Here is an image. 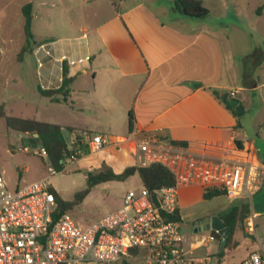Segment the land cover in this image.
Segmentation results:
<instances>
[{"label":"crops","instance_id":"crops-1","mask_svg":"<svg viewBox=\"0 0 264 264\" xmlns=\"http://www.w3.org/2000/svg\"><path fill=\"white\" fill-rule=\"evenodd\" d=\"M27 4L32 5V54L40 90L61 87L64 64L72 79L65 100L61 95L45 97L54 111L63 110L66 116L38 121L67 128L72 140L82 135L84 155L107 152L101 163L117 174L129 166L165 163L183 180L181 222L185 210L204 200L203 186L212 183L211 162L218 156L235 159L247 151L264 167L259 148L242 137L238 117L216 96L235 91L238 99L244 89L257 87L241 78L227 25L184 17L174 11L173 0H0L4 35L16 29V22L24 31L22 9ZM256 8L252 9L256 12ZM41 12L46 14L47 28L53 30L47 35L34 29ZM256 14L261 17L264 10ZM228 25L244 34L238 25ZM43 36L46 39L36 40ZM8 51L0 45V64ZM76 114L79 120L73 118ZM126 117L128 129L119 131ZM92 122L98 125L96 134L109 140L97 149L90 139ZM132 138L151 140L155 158L148 160L141 153L139 162ZM252 214L255 218L253 208ZM193 229L186 248H194L205 264L197 254L203 246L196 240L202 230Z\"/></svg>","mask_w":264,"mask_h":264},{"label":"rangeland","instance_id":"rangeland-1","mask_svg":"<svg viewBox=\"0 0 264 264\" xmlns=\"http://www.w3.org/2000/svg\"><path fill=\"white\" fill-rule=\"evenodd\" d=\"M204 5L210 10L206 22L229 27L244 83L248 86H257L244 89L238 97L244 110V113L238 117L239 132L245 140L254 141L264 159V14L260 17L252 9L263 7L264 0H204ZM45 15V12H41L34 21L35 31H40L43 35L53 31L47 28ZM228 24L238 25L245 30L244 34ZM15 27V30L8 31L5 35L4 31L0 30V45L7 46L10 50L0 64V170L4 173L10 191L48 178L51 190L56 191L63 200L72 201L75 194L87 188L88 174L102 166L101 160L106 157L107 152H94L92 156H86L82 151L83 158L80 156L79 159L65 165L61 172L50 177L48 167L51 164L46 152L39 148L33 149L23 142L24 136L30 134L19 133L7 127L3 115L41 121H49L50 117L56 116L61 119L66 116L63 110L54 111L55 107L49 105L45 96L41 95L32 54L34 44L32 43L30 50L23 53L20 58L19 46L21 42L23 43L25 34L23 27L18 28L17 22ZM43 37L45 38L36 37V40L46 39L47 36ZM12 41L16 45V51L14 47L11 48L14 46ZM73 118L79 120L77 114ZM120 125L122 127L118 128L119 131L127 130L128 117ZM90 127L89 133L92 136L99 132L96 123L92 122ZM89 133L85 134L86 143L89 142ZM24 147H28L29 151H23ZM88 165H92L91 170ZM142 187L141 179L137 174L124 181L100 183L91 189L80 205L67 213L77 226L86 229L104 216L118 210L123 205L124 197L129 190H140ZM241 202L251 206L245 199L230 201L225 196H221L211 200H199L184 211L180 228L184 244L190 246L194 234L193 228L198 231L201 229L202 232L196 240L201 241L205 238L206 241L198 249L197 254L205 260V264H241V259L254 251L257 248V241L264 238L263 187L262 191L252 199V208L256 217H253L251 208L249 217L239 225L232 237L230 248L225 250L223 256L218 255L224 247L221 250V238L212 237L211 218L221 217L233 205ZM249 218L254 221L255 232Z\"/></svg>","mask_w":264,"mask_h":264},{"label":"built area","instance_id":"built-area-1","mask_svg":"<svg viewBox=\"0 0 264 264\" xmlns=\"http://www.w3.org/2000/svg\"><path fill=\"white\" fill-rule=\"evenodd\" d=\"M236 94L229 92L231 98ZM90 139L95 149L109 142L101 134ZM74 141L69 144L71 155L64 168L82 156V146ZM132 141L139 162L141 153H146L148 160L155 158L151 140ZM211 165L212 183L203 189L220 186L228 200L245 199L252 208L253 197L264 187V167L247 151L235 159L218 156ZM48 171L50 177L58 173L52 165ZM171 171L176 176L175 185L152 193L145 187L129 190L118 210L82 229L68 213L55 216L57 203L48 178L10 191L0 170V264H204L195 256L194 248L187 249L184 244L179 213L183 180ZM249 220L253 224V219ZM252 228L255 232V225ZM205 241L203 238L199 244ZM241 264H264V238Z\"/></svg>","mask_w":264,"mask_h":264},{"label":"trees","instance_id":"trees-1","mask_svg":"<svg viewBox=\"0 0 264 264\" xmlns=\"http://www.w3.org/2000/svg\"><path fill=\"white\" fill-rule=\"evenodd\" d=\"M173 9L178 14L191 19H205L210 14L209 9L203 3V0H173ZM263 10L264 6L259 7L256 12L261 14ZM22 13L25 22L24 33L26 41L19 54L20 58L23 53L30 50L33 43V34L31 30L32 5H25L22 9ZM71 83L72 79L68 77L67 65L64 64L63 82L61 87L55 90H40V93L48 98L61 95L65 100V98L69 96ZM216 96L221 101V94H216ZM222 103L228 110L232 112L234 116H236L234 109L230 106L228 101ZM2 117L5 119L7 127L12 130L30 135L37 133L52 167L57 172H61L64 169V161L68 156L71 155V152H69V144H67L63 136L61 126L47 122H41L35 119H26L7 115H3ZM133 120V114L132 112H129L130 128H132ZM74 142L75 145L82 146V141H80L78 137L75 138ZM236 143L239 148H242L239 140H236ZM82 148L84 149V146H82ZM85 151L87 152V150ZM135 174L139 176L143 187H145L150 193L161 187L173 186L176 183V176L173 174V172L167 166L159 162L152 163L148 166H129L119 174L115 173L106 164H102V166L97 171L90 172L88 174L87 188L75 194L72 201L63 200L56 191L53 189L51 190L54 193L57 203V211L55 216L57 217L63 213H67L75 206L80 205L94 186L109 181H124ZM221 196H225V190L220 186H210L203 189L204 200H211ZM250 213V205L241 202L233 205L227 212L221 215L220 218L230 229V233L227 242L224 244V249L218 252L219 256H223L225 250L230 248L229 246L232 237L238 230L239 225L249 217ZM211 234L214 239H222V236L214 230L211 231Z\"/></svg>","mask_w":264,"mask_h":264},{"label":"water","instance_id":"water-1","mask_svg":"<svg viewBox=\"0 0 264 264\" xmlns=\"http://www.w3.org/2000/svg\"><path fill=\"white\" fill-rule=\"evenodd\" d=\"M221 100L224 103L227 101L229 102L230 106L234 109V112L237 117H240L244 113L240 101L238 99L231 98L228 92L221 95ZM62 133L67 144H70L72 142L70 131L67 128H63ZM82 139L83 136L80 137V140ZM23 142L27 146H31L33 149H37V148L44 149V146L41 143V140L39 139V135L37 133L30 135L27 138H24ZM210 227L212 230L218 232L222 236V243H221V250H222L230 233V229L226 226V224L219 216H213L211 218Z\"/></svg>","mask_w":264,"mask_h":264},{"label":"flooded vegetation","instance_id":"flooded-vegetation-1","mask_svg":"<svg viewBox=\"0 0 264 264\" xmlns=\"http://www.w3.org/2000/svg\"><path fill=\"white\" fill-rule=\"evenodd\" d=\"M27 137H29V136H27ZM27 137H25V138H27Z\"/></svg>","mask_w":264,"mask_h":264}]
</instances>
